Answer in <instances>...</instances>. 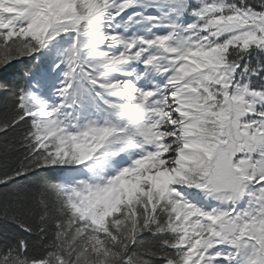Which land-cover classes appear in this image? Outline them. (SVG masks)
<instances>
[{"label": "snow or ice", "instance_id": "snow-or-ice-1", "mask_svg": "<svg viewBox=\"0 0 264 264\" xmlns=\"http://www.w3.org/2000/svg\"><path fill=\"white\" fill-rule=\"evenodd\" d=\"M0 264H264V0H0Z\"/></svg>", "mask_w": 264, "mask_h": 264}, {"label": "trees", "instance_id": "trees-1", "mask_svg": "<svg viewBox=\"0 0 264 264\" xmlns=\"http://www.w3.org/2000/svg\"><path fill=\"white\" fill-rule=\"evenodd\" d=\"M2 98H0V104H2ZM4 170L3 162L0 161V172ZM26 184V182H21L20 184L16 185H9L8 188H4L3 186H0V201H3L6 197L16 194L20 192L23 188V186Z\"/></svg>", "mask_w": 264, "mask_h": 264}]
</instances>
